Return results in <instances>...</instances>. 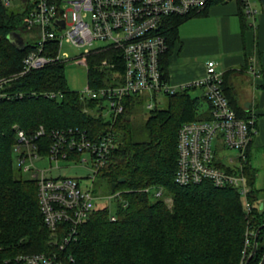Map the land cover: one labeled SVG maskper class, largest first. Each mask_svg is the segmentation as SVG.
<instances>
[{"label":"trees","instance_id":"trees-1","mask_svg":"<svg viewBox=\"0 0 264 264\" xmlns=\"http://www.w3.org/2000/svg\"><path fill=\"white\" fill-rule=\"evenodd\" d=\"M231 1L237 5L244 33L250 26L241 0H209L198 14L168 19L164 31L167 51L160 58L163 81H168L169 57L179 39L178 28L191 18L206 17L211 7ZM26 11L19 14L0 7V79L13 76L3 85L1 92L5 97L0 98V261L18 254L58 250L51 244L50 234L42 222L36 182L23 179L21 171L13 165L17 131L33 134L43 127L47 134L78 130L93 141L111 133L116 144L96 179L106 183L108 196L116 193L119 196L111 200L112 211L109 201H105V205H97L88 220L78 227L76 241L62 253L66 264H244L251 253L255 232L264 225L263 207L254 188L257 171L251 166L254 139L240 169L250 188L246 195L249 212L243 206L242 195L230 186L217 188L209 181L179 186L175 183L177 134L183 124L210 119L204 94L201 100L206 108L202 111V101L189 94L195 87L163 96L164 108L154 106L147 110L142 127L146 140L139 141L133 116L137 106H144L143 98L126 97L122 112L110 122L100 114L99 100H83L79 92L68 88L64 63H52L18 75L23 58L34 49L25 38ZM261 15L264 17L263 12ZM11 33L23 38V49L8 40ZM118 53L109 47L87 56L90 89L109 86L111 75L100 66L103 61H117ZM231 72L223 73L222 90L237 117L246 118L248 113L238 105L230 82ZM260 74L258 88L263 90V100L262 108L257 107L255 112L258 132V118H264V62ZM51 93L57 95L47 96ZM46 137L40 140L41 145L48 143ZM221 150L216 149L214 164L230 172L220 161ZM45 153L43 149L41 154ZM157 190L162 193L155 197L153 192ZM263 255L264 228L258 233L257 249L248 264H259Z\"/></svg>","mask_w":264,"mask_h":264},{"label":"built area","instance_id":"built-area-1","mask_svg":"<svg viewBox=\"0 0 264 264\" xmlns=\"http://www.w3.org/2000/svg\"><path fill=\"white\" fill-rule=\"evenodd\" d=\"M248 20L253 21L256 12L251 0H241ZM209 0H28L23 23L28 30L26 40H34V49L22 60L18 75L43 68L52 63L72 61L61 52L63 42L78 48H86L78 57V64L87 69L86 58L113 48L120 58L113 63L103 61L100 68L110 73L109 86L92 90L87 86L80 93L83 100H99L100 114L112 122L123 110V100L136 96L143 98L146 110L159 104L158 98L173 95L188 88H200L210 110L208 121L183 124L177 134V171L175 183L179 186L211 182L217 188L232 187L238 190L249 212L246 195L250 188L240 169L245 153L258 131L255 128V111L247 109L246 118H239L230 108L222 90V73L213 62L205 66L204 76L185 86L175 89L163 81L160 58L167 51L164 34L168 19L198 14ZM12 0H0V7H9ZM16 5L19 2L16 1ZM24 12V11H23ZM90 17V22L86 21ZM60 31V32H58ZM62 31V32H61ZM102 43V45H95ZM25 45V42H24ZM54 51V54H53ZM56 51V53H55ZM120 71V76L117 73ZM250 72L256 75L255 64ZM16 77V76H14ZM13 76L0 79L1 92ZM57 94H47L55 97ZM47 136V137H46ZM48 143L41 145L40 140ZM47 144V148L45 145ZM220 147L235 151L237 166H227L230 172L215 166L214 156ZM116 148L111 133L101 135L96 141L85 132L57 130L48 134L39 127L33 134L17 131V142L13 148L17 168L28 179L35 181L37 200L42 222L57 251L51 253L18 254L0 261V264H66L62 253L77 239L78 227L86 222L99 201L118 198L114 194L105 198L93 194L97 173L106 165L109 154ZM46 149L45 154H41ZM92 165L91 184L81 185V180L67 177L48 176L49 169H38L35 162L48 159L49 162L73 161ZM225 156L220 157L223 161ZM229 164L233 159H228ZM147 192V190H145ZM161 190L153 192L155 197ZM114 220V218H112ZM249 241L245 240V247ZM72 262V259L70 258Z\"/></svg>","mask_w":264,"mask_h":264},{"label":"rangeland","instance_id":"rangeland-1","mask_svg":"<svg viewBox=\"0 0 264 264\" xmlns=\"http://www.w3.org/2000/svg\"><path fill=\"white\" fill-rule=\"evenodd\" d=\"M16 1L19 2V5H16ZM28 0H12L11 5L8 7L9 10L23 14L24 6L27 4ZM63 1H70V0H63ZM251 7L253 10L257 11L256 16L260 15L262 13L261 5L258 0H251ZM205 17H198V18H191L187 20L184 24H182V27L180 28V36H194L202 33V22H205ZM201 19V20H200ZM87 22H90V17L88 16L86 18ZM251 22H247L248 28ZM250 29V28H249ZM60 32V31H58ZM62 32V31H61ZM35 41L32 40L31 44L34 45ZM95 45H102V43H97ZM86 48L83 47H74L71 44L63 42L61 52L64 54H67L69 59L72 61L70 64L66 66L65 69V78L67 86L72 91H77L79 93H84L87 89V72L86 68L83 65L78 64L80 58H78L83 51ZM264 50V40L263 42L258 39L257 46H256V63L258 64V69L260 70L261 63L264 62V57L262 55V52ZM252 52V51H250ZM225 55L224 53H219L218 55H212V54H205L202 56H199L197 58H194V61L203 62L206 63L208 61H214L216 63V67L221 70V63L224 59ZM252 63V61H251ZM250 71V69H249ZM118 76H120V71L117 73ZM245 75V74H244ZM247 76V75H246ZM246 76L240 75L238 77V87L237 89H245L246 95H243L239 92L240 101H255L256 104L257 101L260 99L261 95H263V90L258 88L257 82H259L255 79L252 82L247 79ZM232 79V77H230ZM249 78V77H248ZM261 79V78H260ZM235 84H233V87ZM248 88V89H247ZM189 94L192 97L199 98L201 100L203 96V90L200 88H195L194 90L189 91ZM253 94V95H252ZM159 104L158 106L155 105L158 108H164L165 107V98L159 97L158 98ZM201 107L200 111L204 110L206 108V105L204 104L203 100H201ZM262 102V99L260 103ZM253 103L252 107L255 105ZM259 103V102H258ZM241 105V103H239ZM255 107V106H254ZM256 108V107H255ZM261 105H258V109H261ZM102 115H106L107 111L103 110L101 111ZM147 113V110L144 106H137L135 108V114L133 116V127L136 132H138L137 139L139 141L146 140V135L143 131V123L145 120V115ZM259 120V132L254 138V145L252 147L251 151V166L257 171V175L254 182V188L257 191V198L259 200V203L263 207L262 210L264 212V130L262 129V125H264V118H258ZM264 127V126H263ZM222 156H225L223 159V162L227 166H237L239 164L238 155L235 151H226L221 150L220 151ZM88 158V157H87ZM233 159V163L230 165L228 162V159ZM38 169H49V172L47 173L48 176L52 177H67V178H75L81 180V185H87L89 186L91 184V180L89 177L93 176V168L91 165V162L88 158V163H80V162H73V161H58L55 162H49L48 159H43V161H36L35 162ZM13 165L14 169L16 170L17 163L16 158L13 156ZM23 179H28V176L26 174H22L21 176ZM93 194L105 198L108 197V189L106 186V183L96 179L94 181L93 186ZM167 204L170 203V200H165ZM112 201H109L110 204V210H113V205L111 204ZM105 201H99L98 206L105 205Z\"/></svg>","mask_w":264,"mask_h":264},{"label":"crops","instance_id":"crops-1","mask_svg":"<svg viewBox=\"0 0 264 264\" xmlns=\"http://www.w3.org/2000/svg\"><path fill=\"white\" fill-rule=\"evenodd\" d=\"M203 19H205V22H202L201 34L181 37L180 28L182 25L178 28L179 39L174 45L169 57V85L175 89H179L182 86L201 79L205 74L206 64L213 62L215 69L219 73H222V75L226 71H232L230 75L232 79L230 78V82L232 85L235 84L234 89L238 105L245 111L249 109L258 112L257 107L261 105L260 101L261 99L263 100V95H261L256 104L252 100L241 102L239 92L246 95L248 90L246 92L243 88L240 90L237 89V79L240 75H247L246 77L251 83L257 82L258 79L261 80L259 66L256 63L255 50L258 39L261 42L264 40V17L260 14L255 16L253 21L247 19L248 22H251L249 25L250 29L242 33L237 15V5L234 1H231L226 4L211 7L208 15ZM220 52L225 55L221 63V70L216 67L214 61L203 63L193 60L205 54L218 55ZM254 64L256 75H253L249 71ZM255 79L257 81H254ZM253 103L256 108L254 106L252 107ZM263 126L262 129L264 130Z\"/></svg>","mask_w":264,"mask_h":264},{"label":"water","instance_id":"water-1","mask_svg":"<svg viewBox=\"0 0 264 264\" xmlns=\"http://www.w3.org/2000/svg\"><path fill=\"white\" fill-rule=\"evenodd\" d=\"M258 1H259L260 5H261L262 12L264 13V0H258ZM8 40L14 46L18 47L20 50L23 49L24 41H23V38L19 34H17V33H11L8 36ZM263 114H264V106H263ZM120 182H123V180H121ZM262 228H264V225H262L261 227H259L258 230L255 232V235H254V243H253V247H252L251 253L247 257V259H246V261H245L244 264H248L249 261L251 260V258L255 255V252H256V249H257V237H258V233L260 232V230ZM259 264H264V255L261 258Z\"/></svg>","mask_w":264,"mask_h":264}]
</instances>
